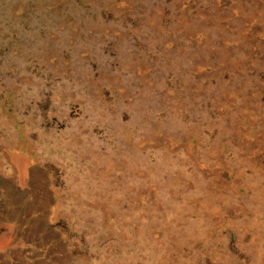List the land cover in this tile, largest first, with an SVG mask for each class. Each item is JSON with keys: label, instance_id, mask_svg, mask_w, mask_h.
Returning <instances> with one entry per match:
<instances>
[{"label": "rangeland", "instance_id": "rangeland-1", "mask_svg": "<svg viewBox=\"0 0 264 264\" xmlns=\"http://www.w3.org/2000/svg\"><path fill=\"white\" fill-rule=\"evenodd\" d=\"M0 198L18 264H264V0H0Z\"/></svg>", "mask_w": 264, "mask_h": 264}, {"label": "crops", "instance_id": "crops-1", "mask_svg": "<svg viewBox=\"0 0 264 264\" xmlns=\"http://www.w3.org/2000/svg\"><path fill=\"white\" fill-rule=\"evenodd\" d=\"M6 206L0 198V264H18L16 254L26 258L27 249L21 246L25 244L19 239V218L6 217Z\"/></svg>", "mask_w": 264, "mask_h": 264}]
</instances>
